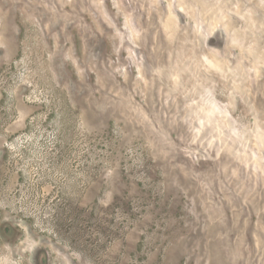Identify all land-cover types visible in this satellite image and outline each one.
Segmentation results:
<instances>
[{
    "label": "rangeland",
    "instance_id": "1",
    "mask_svg": "<svg viewBox=\"0 0 264 264\" xmlns=\"http://www.w3.org/2000/svg\"><path fill=\"white\" fill-rule=\"evenodd\" d=\"M0 264H264V0H0Z\"/></svg>",
    "mask_w": 264,
    "mask_h": 264
}]
</instances>
